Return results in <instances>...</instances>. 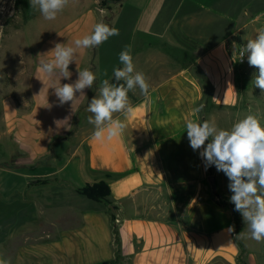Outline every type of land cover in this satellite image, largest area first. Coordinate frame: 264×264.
<instances>
[{"label":"crops","instance_id":"1","mask_svg":"<svg viewBox=\"0 0 264 264\" xmlns=\"http://www.w3.org/2000/svg\"><path fill=\"white\" fill-rule=\"evenodd\" d=\"M236 1L121 0L114 11L88 6L38 37L28 99L21 105L4 99L0 111V254L10 264L113 261V222L105 204L79 192L101 181L109 185L120 263L232 264V211L212 193V167L205 170L200 150L190 147L185 120L203 104L195 118L216 123L219 108L225 129L226 108L238 91L237 50L264 27H253L264 12L236 21ZM107 19L119 35L99 45L94 59L91 48L77 49L70 79L41 76L40 61L51 58L44 53L55 43L74 46ZM128 45L149 94L138 88L128 93L135 110L122 136L93 141L87 108L98 89L60 105L52 87L74 82L77 68H88L91 60L99 87L100 80L112 83Z\"/></svg>","mask_w":264,"mask_h":264},{"label":"clouds","instance_id":"2","mask_svg":"<svg viewBox=\"0 0 264 264\" xmlns=\"http://www.w3.org/2000/svg\"><path fill=\"white\" fill-rule=\"evenodd\" d=\"M69 2L70 0H29L30 7L38 9L43 18L49 21L55 20ZM116 35H119L117 28L98 22L90 34L75 39L74 46L55 43L49 52L44 53L51 58L41 60L37 71L46 79L57 74L61 78L70 79L72 73L69 65L75 61L77 49L98 47L109 37ZM244 51L248 54L249 65L258 68V75L254 78L255 87L264 93V27L257 30L254 39L247 41ZM131 52V46H125L119 54L122 67L113 70L115 80L123 83L102 80L98 93L88 104L87 111L92 114L88 117V122L94 126L91 136L93 141H111L122 136L127 128L126 120L135 110L128 93L138 88L141 95L147 97L149 94L150 85L145 74L136 71ZM77 72L78 78L74 82L61 84L60 80L52 87L60 105L73 103L77 93L84 94L85 89L92 88L97 80L96 74L87 68H77ZM38 79L44 84L41 78ZM48 107L51 105L48 104ZM203 108V104L192 108L190 118L185 120L190 147L194 151L200 150L205 170L214 165L217 171H222L227 176L232 193L230 202L241 214L250 238L264 242V125L257 115L248 114L230 129H221L214 121L201 122L195 118ZM117 114L124 118H119ZM233 230L232 227L229 228V232ZM0 264L10 262L0 254Z\"/></svg>","mask_w":264,"mask_h":264},{"label":"rangeland","instance_id":"3","mask_svg":"<svg viewBox=\"0 0 264 264\" xmlns=\"http://www.w3.org/2000/svg\"><path fill=\"white\" fill-rule=\"evenodd\" d=\"M119 1L70 0L69 5L57 15V18L49 21L43 18L38 9L29 7L22 11L15 7V0H0V111L4 99H11L17 105H21L22 98L28 99L27 82L32 70L33 48L43 32L63 25L65 20L76 17L88 6L114 11ZM232 5L231 14L239 23L247 19V14L253 18L259 12H264V0H238ZM106 23H109V19ZM263 23L264 16L254 22L253 27L259 28ZM236 72L238 91L230 106L226 108L225 130L230 129L235 122L248 114L257 115L261 124L264 125V93L255 87L254 78L258 75V68L249 65L248 54L244 64L236 65ZM220 115L219 108H216V125L224 129L223 121L218 119ZM210 167L212 168L209 176L212 175L214 178L218 200L230 199L232 193L228 187L227 176L222 171H217L214 165ZM227 206L232 211L233 240L239 236L236 234L238 225H235V219L238 216L242 227L240 237L245 248L243 253L237 249L232 264H264V242L251 239L241 214L235 210V205L228 203ZM110 214L114 216L113 210H110ZM115 264L122 263L118 260Z\"/></svg>","mask_w":264,"mask_h":264},{"label":"trees","instance_id":"4","mask_svg":"<svg viewBox=\"0 0 264 264\" xmlns=\"http://www.w3.org/2000/svg\"><path fill=\"white\" fill-rule=\"evenodd\" d=\"M15 7L17 9L22 10V11H25L26 9H28L30 7L29 0H15ZM96 52H97V47L91 48L92 59H94ZM87 69H89L95 73V65L92 62V60H91L90 66ZM98 82H99V80L97 77V80L94 82V85H93L94 89L99 88ZM114 82L116 83V81L113 79L112 83H114ZM79 192L88 199L98 201L100 203L105 204L106 211L109 213L110 219L113 222V235H114V243L116 246L115 258L113 259V261L109 262L108 264H115L116 261L120 260L119 235H118L116 223L114 222L115 218L113 215L110 214V210H112L113 208L109 202L110 190H109L108 182L107 181H101V182L94 184L92 186H86L82 189H79ZM216 196H218V194ZM228 203H231V202H230V199H227V198H225L223 201L218 200V204L221 206H227ZM240 223H241L240 218L237 216L235 219V225H238V227L236 229V234H238L239 236L234 238V243L237 246V249L241 253H243V252H245V248H244L243 242H242L241 237H240V233L242 231V227H241Z\"/></svg>","mask_w":264,"mask_h":264},{"label":"built area","instance_id":"5","mask_svg":"<svg viewBox=\"0 0 264 264\" xmlns=\"http://www.w3.org/2000/svg\"><path fill=\"white\" fill-rule=\"evenodd\" d=\"M242 54H243V56H242ZM236 57H237L238 63L244 64L246 62L247 53L244 51V47H242V46L239 47L237 54H236Z\"/></svg>","mask_w":264,"mask_h":264},{"label":"water","instance_id":"6","mask_svg":"<svg viewBox=\"0 0 264 264\" xmlns=\"http://www.w3.org/2000/svg\"><path fill=\"white\" fill-rule=\"evenodd\" d=\"M207 181H208V183L210 184V187H211L212 193L215 194V195H217V191H216V188H215V183H214V178H213V176H212V175L209 176V177L207 178Z\"/></svg>","mask_w":264,"mask_h":264}]
</instances>
